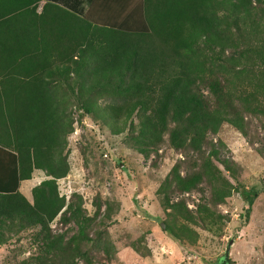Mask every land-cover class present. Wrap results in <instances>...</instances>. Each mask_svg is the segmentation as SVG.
Instances as JSON below:
<instances>
[{
  "label": "trees",
  "instance_id": "1",
  "mask_svg": "<svg viewBox=\"0 0 264 264\" xmlns=\"http://www.w3.org/2000/svg\"><path fill=\"white\" fill-rule=\"evenodd\" d=\"M37 1L0 0V245L33 230L35 246L17 264H94L91 248L108 250L99 231L89 235L100 205L87 215L78 195L65 201L58 192L69 170L73 110L111 134L125 131L144 157L164 135L170 148L194 155L193 171L180 174L174 163L155 190L159 227L173 240L193 244L196 227L219 231L226 217L215 207L232 190L246 202L247 217L255 191L237 183L206 135L224 122L243 132V113L264 120V0H137L124 14L118 7L99 19L50 1L44 7L65 17L36 14ZM71 24L80 36L71 28L65 39ZM34 169L45 177L30 188L29 201L18 187ZM202 181L208 203L191 210L175 197L198 191ZM58 214L74 223V233L52 232ZM227 263L224 255L215 261Z\"/></svg>",
  "mask_w": 264,
  "mask_h": 264
},
{
  "label": "rangeland",
  "instance_id": "2",
  "mask_svg": "<svg viewBox=\"0 0 264 264\" xmlns=\"http://www.w3.org/2000/svg\"><path fill=\"white\" fill-rule=\"evenodd\" d=\"M202 92L206 95V89ZM73 129L67 136L68 173L57 180L59 194L65 201L80 197L81 208L92 215L95 204L100 213L94 218L89 235L99 231L108 245L91 248L94 264H215L224 255L227 264H264V120L254 114H245L243 132L228 123H222L215 134L208 133L221 158L227 160L237 183L255 191L247 217L246 202L238 191L232 190L215 209L226 219L216 233L196 227L193 244L178 243L160 229L163 218L158 184L177 163L180 174L191 172L192 153L185 155L163 143L147 157L129 146L126 132L111 134L89 115L73 110ZM227 176V172L215 162ZM22 181L21 193L30 201L32 178ZM41 173V172H40ZM228 177V176H227ZM234 185V181L228 177ZM31 185V187H30ZM191 210L199 202L208 203L209 187L205 181L198 191L178 194ZM174 197V198H175ZM108 204V217L103 218ZM53 233H74L73 222L62 223L59 214L50 222ZM33 230L11 236L0 245V264H17L34 251L30 239Z\"/></svg>",
  "mask_w": 264,
  "mask_h": 264
},
{
  "label": "crops",
  "instance_id": "3",
  "mask_svg": "<svg viewBox=\"0 0 264 264\" xmlns=\"http://www.w3.org/2000/svg\"><path fill=\"white\" fill-rule=\"evenodd\" d=\"M46 1H50L52 3H54L55 5L59 6V7H67V9H72L73 11H75V13H77L78 15H86L88 17L90 16H95L96 19H99V17H104V16H111L114 14L115 10H118L117 8L120 7V9H122V11H120V14H124L125 10L127 11V9H129L131 6V2L135 3L137 2V0H38L35 4V8H34V12L36 14H42L44 13L46 14H56V16L63 18L64 13L61 11V9L57 8V7H44V3ZM50 17V16H49ZM44 28V26L42 28H36L37 32L39 33V30H42ZM72 28V29H71ZM71 29V32L80 36L79 34V29L77 30V27L73 24L68 25L66 27V29H64L62 32L65 36H63V38L66 39V35L69 30ZM31 33H33V31H31ZM51 36V35H50ZM76 37V36H75ZM32 38V37H30ZM44 39L47 41L52 40V38H48V36L44 35ZM63 40V39H62ZM40 170H36L34 169L31 173V177L34 173L38 172ZM41 172V173H40ZM36 177L32 178V183L37 184L40 180H42L45 176L43 174L42 171H40ZM30 177V178H31ZM29 178V179H30ZM28 180V179H27ZM25 181V180H22ZM19 184V191L21 192V183ZM31 187V185H30ZM30 190V188H29ZM30 192V191H29ZM23 194V193H22ZM25 196V194H23Z\"/></svg>",
  "mask_w": 264,
  "mask_h": 264
}]
</instances>
